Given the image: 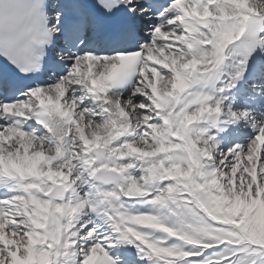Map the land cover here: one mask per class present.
<instances>
[{"label":"snow or ice","instance_id":"snow-or-ice-1","mask_svg":"<svg viewBox=\"0 0 264 264\" xmlns=\"http://www.w3.org/2000/svg\"><path fill=\"white\" fill-rule=\"evenodd\" d=\"M0 264H264V0H0Z\"/></svg>","mask_w":264,"mask_h":264}]
</instances>
